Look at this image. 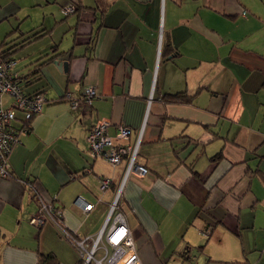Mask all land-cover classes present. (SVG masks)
Segmentation results:
<instances>
[{"label":"crops","instance_id":"obj_1","mask_svg":"<svg viewBox=\"0 0 264 264\" xmlns=\"http://www.w3.org/2000/svg\"><path fill=\"white\" fill-rule=\"evenodd\" d=\"M69 5L73 14L48 20ZM26 6L44 22L14 29L0 50L16 62L37 46L15 71L47 102L0 178V264H81L55 224L30 220L44 200L76 236L99 232L127 168L126 157L112 166L90 155L87 135L102 119L116 144L141 134L137 162L149 172L132 174L120 200L142 264L198 247L204 264H264V0H0L2 32ZM67 54V70L48 61ZM89 86L100 97L73 110L66 92L81 99ZM120 125L128 139L116 138ZM78 196L94 208L85 213Z\"/></svg>","mask_w":264,"mask_h":264},{"label":"built area","instance_id":"obj_2","mask_svg":"<svg viewBox=\"0 0 264 264\" xmlns=\"http://www.w3.org/2000/svg\"><path fill=\"white\" fill-rule=\"evenodd\" d=\"M74 12L73 5L61 8V13L65 16ZM15 64L14 60L5 59L0 51V178L11 177L9 156L12 149L20 142V136L29 132L28 122L43 111L47 102L43 94L26 95L19 74L13 70ZM99 97L93 86L84 89L81 99L74 98L70 91L65 94V99L73 110L78 109L82 104L90 106L94 99ZM6 99L9 100L8 103ZM110 125V120L102 119L87 135L90 155L93 158H102L112 166H117L123 158H127L122 186L99 232L95 236H76L63 227L61 212L51 202L44 200L41 201V206L30 223L37 228L43 227L47 222L55 224L79 254L81 264H142L134 231L121 207L120 200L124 184L132 174L145 176L149 172L148 168L137 162L141 134L133 146L116 144L114 138L107 134ZM131 132L129 126L120 125L116 138L128 139ZM87 173H90V170H87ZM110 183L109 179L102 178L101 190L105 191L109 188ZM74 203L85 213L94 208V205L82 196H78Z\"/></svg>","mask_w":264,"mask_h":264},{"label":"rangeland","instance_id":"obj_3","mask_svg":"<svg viewBox=\"0 0 264 264\" xmlns=\"http://www.w3.org/2000/svg\"><path fill=\"white\" fill-rule=\"evenodd\" d=\"M28 1L31 0H25V3L27 4ZM57 10L54 12L55 16L51 17L50 12L47 13V16L50 17L48 20L49 21H54V20H59V19H64V15L60 13L59 7H55ZM44 15H45V11L40 9L39 7H25L24 10L18 12L16 15H14L12 17V24H4L3 26L6 27V30H4V32H2V27H0V41H2L4 38L7 37V35L9 34V38H13L16 36L17 33L20 34L21 30H26L28 28L31 27H37L42 25V23L44 22ZM19 26L21 30H17L15 32H12L14 29H17ZM10 33H12L13 35H11ZM10 38V39H11ZM9 39V40H10ZM59 41V40H58ZM44 43H46L47 41H42ZM15 43V42H14ZM32 49H37V46L34 45L28 49H25V46L23 47V50L20 51V53L16 54L15 58H16V64L13 68V70L15 71L16 68L19 70L24 71V64L25 59H26V53ZM18 61V64H17ZM28 61V60H27ZM208 252V249H207ZM211 252V251H210ZM212 253V252H211ZM190 254V259H188ZM184 258H179L178 254H173L170 255V253H166L163 256H161V260L163 264H204L203 260L204 257H200L197 261H194V255H196V253H187L185 252V254H183ZM197 256V255H196ZM169 257V258H168Z\"/></svg>","mask_w":264,"mask_h":264},{"label":"trees","instance_id":"obj_4","mask_svg":"<svg viewBox=\"0 0 264 264\" xmlns=\"http://www.w3.org/2000/svg\"><path fill=\"white\" fill-rule=\"evenodd\" d=\"M75 11H76V9H75ZM40 32H37V33H35L34 35H32L30 38H35L38 34H39ZM29 39V38H28ZM27 40V39H26ZM3 45V44H2ZM1 52H2V55L5 57V59H9V60H14L12 57H10V52L8 51V50H6V51H2V50H0ZM58 57H52V58H49L48 59V61H53V60H55V59H57ZM15 61V60H14ZM47 60L46 61H44V62H42L40 65H38V66H36L35 67V70L33 71V76L31 75L30 77H31V79L34 77H36V78H38V73H39V71H38V69H40L41 68V66L42 65H44V64H46L47 62H48ZM19 74V73H18ZM29 77V76H28ZM19 80H20V83H21V85H22V76L19 74ZM22 87H23V85H22ZM37 94H42V93H35V94H26V95H28V96H30V95H37ZM172 97H174L173 99H177L178 101L180 100V101H185L186 100V96L184 95V94H176V95H172ZM34 119V117L28 122V128H29V131L31 130V122H32V120ZM222 156L221 155H218V156H216L214 159H219L220 160V158H221ZM202 249H203V247H198V248H196V250L195 251H192L190 248H188V249H186L185 250V252H187V253H196V255L198 256V255H200L201 253H202ZM185 252H181V254L180 255H182V257L184 256L183 254H185ZM196 255H194V256H196ZM189 257H190V254H189ZM184 258V257H183ZM188 259H190V258H188ZM39 261H40V264H53V263H55V257L54 256H52V255H50V256H47V257H43L42 255H41V257H40V259H39ZM49 262H51V263H49ZM53 262V263H52Z\"/></svg>","mask_w":264,"mask_h":264},{"label":"water","instance_id":"obj_5","mask_svg":"<svg viewBox=\"0 0 264 264\" xmlns=\"http://www.w3.org/2000/svg\"><path fill=\"white\" fill-rule=\"evenodd\" d=\"M58 60H55V65H58L59 69H65L67 70L68 68V63L70 59V54H67L61 58H57Z\"/></svg>","mask_w":264,"mask_h":264},{"label":"bare ground","instance_id":"obj_6","mask_svg":"<svg viewBox=\"0 0 264 264\" xmlns=\"http://www.w3.org/2000/svg\"><path fill=\"white\" fill-rule=\"evenodd\" d=\"M76 9V8H75ZM65 16V15H64Z\"/></svg>","mask_w":264,"mask_h":264}]
</instances>
